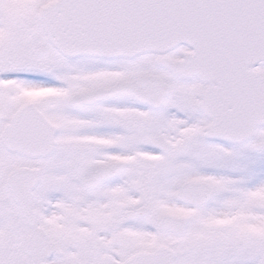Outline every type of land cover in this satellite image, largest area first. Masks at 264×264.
<instances>
[{
  "label": "snow or ice",
  "instance_id": "snow-or-ice-1",
  "mask_svg": "<svg viewBox=\"0 0 264 264\" xmlns=\"http://www.w3.org/2000/svg\"><path fill=\"white\" fill-rule=\"evenodd\" d=\"M0 264H264V0H0Z\"/></svg>",
  "mask_w": 264,
  "mask_h": 264
}]
</instances>
